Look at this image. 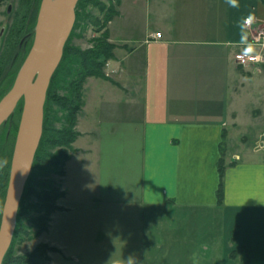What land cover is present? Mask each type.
<instances>
[{
    "label": "crops",
    "instance_id": "crops-1",
    "mask_svg": "<svg viewBox=\"0 0 264 264\" xmlns=\"http://www.w3.org/2000/svg\"><path fill=\"white\" fill-rule=\"evenodd\" d=\"M249 16L264 29V0L122 2V38L111 41L117 43L113 55L124 53L123 85L97 84L77 117L58 202L63 209L52 214L43 235L59 251L51 264L79 261L62 239L48 235L56 229L74 237V223L63 215L105 206L109 216L122 205L144 222L166 213L171 227L184 222L189 235L201 224L202 238L222 239L224 264H264V63L235 59L259 50L246 39ZM135 25L143 28L137 35ZM156 32L161 36H152ZM233 129L259 130L258 137L226 153Z\"/></svg>",
    "mask_w": 264,
    "mask_h": 264
},
{
    "label": "rangeland",
    "instance_id": "rangeland-1",
    "mask_svg": "<svg viewBox=\"0 0 264 264\" xmlns=\"http://www.w3.org/2000/svg\"><path fill=\"white\" fill-rule=\"evenodd\" d=\"M123 1L92 0L91 3L86 4L83 8L86 17L84 16L78 20L75 17L68 44L87 49L94 47L96 44L95 39L104 34L107 35L109 41H111L112 37L122 38L121 23H119L120 20L117 19V16H120ZM40 2L41 0H0V98L11 87L19 67L32 46ZM137 18L140 22L142 21L141 13L137 14ZM113 20L114 22L112 23ZM142 30L143 28L137 25L131 29L136 35ZM113 34H117V36ZM116 42L121 43L118 39ZM257 47H259L258 52L263 56V60L254 65L264 63V45H258ZM123 55L124 53L116 54L113 58L103 62L101 71L105 76H87L83 81L81 90L82 104L77 117L82 111V106L86 104L87 98L89 99V95L97 87V84L122 87L123 61L121 57ZM100 60H103V57ZM75 72L70 73V76L72 74L74 75L73 77H76ZM68 76L64 78L59 74L56 85L61 86L66 83L70 78ZM56 89L60 94H67L64 88L58 87ZM22 103V100H20L13 114L0 126V217L8 184L11 157ZM48 112L50 121L52 122V118H55L54 125L56 127L61 126L60 121L64 116L63 111L57 106H50ZM74 130L76 129L74 128ZM258 131L253 130L251 134L250 130L233 129L232 138L226 139L224 142V151L226 153L229 150L233 151L239 141L248 139L252 142L254 138L258 137ZM99 153L105 156V144L99 147ZM104 173L105 168L104 164H102V174ZM40 177L43 180H51L53 185L59 186L60 190L64 191L65 195L64 175L50 171L47 175L41 174ZM59 199L56 204L61 207L58 204ZM31 201H35L33 196L27 200L26 205ZM127 207L122 205L114 210L112 209L111 212L113 214L109 216H107V208L105 206L95 212L80 208L76 209L71 215H63L70 220L72 219L71 222L74 224L73 228H71L72 232L69 234L74 237L65 239V235H63L62 237L64 238H62L56 229L53 233H48V235H52L55 239L59 237L69 247L68 250L72 249L77 253L76 256L79 261L75 262V264H224L226 259L224 260L222 256V239L212 244V238L209 240H207V237L202 238L196 232V229L202 228L201 224L194 223L195 231L192 232V235H189L185 231L184 222H181V225L176 228L171 227L169 224L173 218L166 213H163L162 218L155 222L153 219L144 222L139 220L137 214H135L136 210ZM29 212L34 217L44 216L45 214L44 211L37 212L34 209L29 210ZM20 220L28 234H23L21 231L17 232L14 239L12 238L8 250L11 249L14 254H29L37 247H42L45 253L42 258H38V261L44 264H51L52 255L57 254L59 251L48 243L43 242V235L47 229L39 235H35L38 227L27 218ZM182 220L184 221L185 219ZM143 234H145L144 240L141 237ZM204 245L206 247L210 246V249H204ZM48 248L53 249L50 250ZM204 252L207 255H204ZM236 255L235 253L231 255L233 262H235ZM227 262H230L229 259Z\"/></svg>",
    "mask_w": 264,
    "mask_h": 264
},
{
    "label": "trees",
    "instance_id": "trees-1",
    "mask_svg": "<svg viewBox=\"0 0 264 264\" xmlns=\"http://www.w3.org/2000/svg\"><path fill=\"white\" fill-rule=\"evenodd\" d=\"M91 2L92 0H78L77 8H75L77 20L82 19L84 16L86 17L83 8ZM95 40L96 44L94 47L87 49L69 45L68 39L65 43L61 61L52 75L47 89L42 136L19 204L13 239L17 232L21 231L23 234H28L20 219L27 218L35 224L38 227L35 235H39L47 229L51 214L56 210L63 209L57 206L56 201L64 196V191L60 190L59 186L53 185L51 180H43L40 176L41 174L47 175L50 171L64 175L65 162L73 152L72 143L77 137V131L74 128L77 122V113L82 104V83L87 76H105L101 71L103 62L114 56V44L108 40L106 34L99 36ZM101 57H103V60H100ZM74 71H76V77H73L74 75L72 74L70 76V73ZM59 74L64 78L65 76H70L67 82L61 86L56 85ZM58 87L64 88L67 94L58 93L56 89ZM50 106H57L63 111L64 116L60 121L61 126L59 127H56L53 123L55 118H52V122L49 119L48 111ZM218 170L217 197L220 202L223 189L222 157L219 159ZM31 196H33L35 201H31L26 205L27 200ZM31 209L37 212L44 211L45 214L44 216H31L29 212ZM48 249L52 250L53 248ZM44 253L42 247H37L29 254H14L9 249L3 258L2 264H44L38 261V258H42Z\"/></svg>",
    "mask_w": 264,
    "mask_h": 264
},
{
    "label": "water",
    "instance_id": "water-1",
    "mask_svg": "<svg viewBox=\"0 0 264 264\" xmlns=\"http://www.w3.org/2000/svg\"><path fill=\"white\" fill-rule=\"evenodd\" d=\"M77 2L41 0L32 46L11 87L0 98V126L19 101L23 102L0 217V264L14 235L19 204L42 136L47 89L74 26Z\"/></svg>",
    "mask_w": 264,
    "mask_h": 264
},
{
    "label": "built area",
    "instance_id": "built-area-1",
    "mask_svg": "<svg viewBox=\"0 0 264 264\" xmlns=\"http://www.w3.org/2000/svg\"><path fill=\"white\" fill-rule=\"evenodd\" d=\"M244 28L246 32L245 35L247 42L257 43V45L259 46L264 45V29L255 27L254 18L252 16L246 18L244 22ZM152 36L160 37L161 33L156 32L152 34ZM235 59L237 62L241 64L248 65V64H256L262 61L263 56L259 52L253 53L249 51H241L236 54Z\"/></svg>",
    "mask_w": 264,
    "mask_h": 264
},
{
    "label": "clouds",
    "instance_id": "clouds-1",
    "mask_svg": "<svg viewBox=\"0 0 264 264\" xmlns=\"http://www.w3.org/2000/svg\"><path fill=\"white\" fill-rule=\"evenodd\" d=\"M230 3L233 4V5H236L237 4V0H230Z\"/></svg>",
    "mask_w": 264,
    "mask_h": 264
}]
</instances>
